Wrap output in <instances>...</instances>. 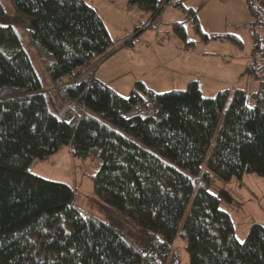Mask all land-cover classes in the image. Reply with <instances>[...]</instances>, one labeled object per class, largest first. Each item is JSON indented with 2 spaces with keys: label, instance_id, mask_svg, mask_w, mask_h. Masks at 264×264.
<instances>
[{
  "label": "trees",
  "instance_id": "16d2710c",
  "mask_svg": "<svg viewBox=\"0 0 264 264\" xmlns=\"http://www.w3.org/2000/svg\"><path fill=\"white\" fill-rule=\"evenodd\" d=\"M11 2L32 20L27 34L40 49L50 86L44 88L15 28L0 24V264H180L172 243L194 188L180 229L190 264H264V226L252 223L243 243L238 241L230 215L209 189L210 172L223 180L244 172L264 176V80L249 94L234 91L207 155L208 170L200 174L228 90L204 97L198 80H190L183 90L159 93L139 80L123 96L92 74L69 83L79 68L110 50L135 46L141 32L159 23L170 0H129L148 19L121 43L87 0ZM246 5L255 16L252 24H264V0ZM184 12L208 39L197 8ZM173 28L185 47L194 44L187 41L184 21ZM224 37L242 44L235 34ZM253 37L246 72L257 75L264 70V62H257L264 57V38ZM69 101L84 112L65 121L58 110ZM63 145L73 157L99 158L94 190L133 229L83 212L69 185L31 172L34 161Z\"/></svg>",
  "mask_w": 264,
  "mask_h": 264
},
{
  "label": "rangeland",
  "instance_id": "374dc122",
  "mask_svg": "<svg viewBox=\"0 0 264 264\" xmlns=\"http://www.w3.org/2000/svg\"><path fill=\"white\" fill-rule=\"evenodd\" d=\"M128 2L129 0H97V11L112 36L120 33L124 35L118 43L132 34L137 25L148 19L147 12L139 10ZM0 4L3 9V13H0V24L12 25L15 28L36 73L42 79L44 88H48L50 81L40 61V49L30 42L27 34V30L32 27L31 18L17 11L11 0H0ZM186 7L197 8L196 14L201 31L208 36V39L202 38L193 27L192 20L186 17L184 12ZM254 20L255 16L248 9L246 0H170L161 14L159 23L154 28L144 30L135 38L136 48L146 46L150 54L158 57L163 55L165 61L168 58L173 60L166 83L162 82L165 76L164 70L152 72L156 92L183 90L190 80L199 81L204 97H213L220 89L229 91L225 107L219 116L217 129L209 145V152L202 160L200 174L208 170L207 155L214 144L234 91L240 88L249 94L258 88L261 80H264V70H257L258 77L256 74L246 72L254 46L253 33L264 38V24H252ZM175 21H184L187 41L193 40V45L184 46L185 41L173 28ZM229 33L237 35L242 44L236 45L226 39L224 35ZM215 35L221 37H214ZM123 48L125 47L122 46L115 53ZM159 60L164 66L167 65L160 58ZM257 62L258 64L264 62V57L259 55ZM154 63L153 66H157V63ZM122 64L124 67L125 62L123 61ZM93 67H96V62ZM172 71L174 73H171ZM125 77L128 76H124L121 80ZM120 91L123 96L129 94L127 90ZM99 167L98 157L90 156L85 160L73 157L69 146L63 145L47 159L34 161L30 170L44 179L69 185L74 191L77 207L85 213L133 229L127 216L122 215L119 209L107 203L95 192L93 177ZM210 175L209 189L218 195L220 208L230 215L238 241L245 240L252 223L264 226V176L255 172H244L241 177L233 176L229 180H223L212 172ZM195 193L196 188L192 190L184 207L179 221V233L172 243V249L180 256V264H190L186 240L180 236V229L190 211Z\"/></svg>",
  "mask_w": 264,
  "mask_h": 264
},
{
  "label": "crops",
  "instance_id": "0c3cea01",
  "mask_svg": "<svg viewBox=\"0 0 264 264\" xmlns=\"http://www.w3.org/2000/svg\"><path fill=\"white\" fill-rule=\"evenodd\" d=\"M87 1L95 6L98 10L97 0ZM109 33L114 40H121V38H123L124 36L122 35L123 33L112 36L110 30ZM159 58L162 61L166 62L167 65L164 66ZM99 59H97L96 67L91 74L94 78L103 82H107L118 93L121 92L120 90H127V92L129 93L133 88L135 82L139 80L143 81L147 87L154 90L155 83L152 72L154 70H156V72L164 70L165 76L163 77L162 82L166 83V81H168L169 79L168 74L170 73V66L173 62L172 58H168V60L165 61V59H163V55H160L158 57V55L156 56L155 54H150V51L148 50V48H146V46H140L137 48L136 46L125 47L117 53H115V51H109ZM170 60L171 62H169ZM123 61L125 62L124 67L122 64ZM154 62L157 63V66H153L155 64ZM162 65L163 67H161ZM171 73H174V71H172ZM124 76H128L129 78L125 77L124 80H121Z\"/></svg>",
  "mask_w": 264,
  "mask_h": 264
},
{
  "label": "built area",
  "instance_id": "2783aa9c",
  "mask_svg": "<svg viewBox=\"0 0 264 264\" xmlns=\"http://www.w3.org/2000/svg\"><path fill=\"white\" fill-rule=\"evenodd\" d=\"M117 48V44L114 45L112 47V49H116ZM97 61V60H96ZM94 61L89 67L87 68H79L78 69V75L71 80L69 83H80L83 79H85L86 77H88L90 75V73H92L93 71V66L95 65ZM86 74V75H84ZM84 112V107L80 108L78 107V105L74 102V101H69L67 103H65L59 110H58V116L65 120V121H69L71 120L73 117L75 116H80L82 113Z\"/></svg>",
  "mask_w": 264,
  "mask_h": 264
},
{
  "label": "snow or ice",
  "instance_id": "6c2138e0",
  "mask_svg": "<svg viewBox=\"0 0 264 264\" xmlns=\"http://www.w3.org/2000/svg\"><path fill=\"white\" fill-rule=\"evenodd\" d=\"M241 243H243V241H241Z\"/></svg>",
  "mask_w": 264,
  "mask_h": 264
}]
</instances>
